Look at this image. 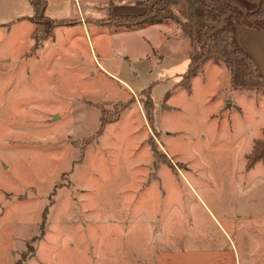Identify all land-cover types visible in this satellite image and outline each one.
I'll return each instance as SVG.
<instances>
[{
    "label": "rangeland",
    "instance_id": "obj_1",
    "mask_svg": "<svg viewBox=\"0 0 264 264\" xmlns=\"http://www.w3.org/2000/svg\"><path fill=\"white\" fill-rule=\"evenodd\" d=\"M108 2L46 0L35 37L30 0H0V264H264V90L213 59L175 85L194 29L110 35Z\"/></svg>",
    "mask_w": 264,
    "mask_h": 264
},
{
    "label": "trees",
    "instance_id": "obj_2",
    "mask_svg": "<svg viewBox=\"0 0 264 264\" xmlns=\"http://www.w3.org/2000/svg\"><path fill=\"white\" fill-rule=\"evenodd\" d=\"M33 7L31 19L35 21L32 31L37 37L39 31L48 26L53 30L54 21L45 20L46 0H30ZM184 2L186 18L181 22L184 32L194 29L195 39L201 44V50L192 52L185 70L175 85H182L190 91L191 80L203 68L208 60L222 61L230 71V82L234 88H261L264 90V77L259 72L253 57L248 53L236 38V32L241 26L250 28L264 25V0H137L144 6L140 13H116L110 9L106 19L100 23L115 28L133 29L147 24L177 20L172 6ZM60 21L74 23L76 20L61 19ZM193 31V32H194ZM37 39V38H35ZM146 99L143 108L148 119L152 120V92L150 86L142 90ZM169 96L167 91L165 98ZM103 125V123H102ZM264 133V129H263ZM154 154L155 145L152 146ZM258 159L264 160V136L253 145L252 155L248 162L251 164Z\"/></svg>",
    "mask_w": 264,
    "mask_h": 264
},
{
    "label": "crops",
    "instance_id": "obj_3",
    "mask_svg": "<svg viewBox=\"0 0 264 264\" xmlns=\"http://www.w3.org/2000/svg\"><path fill=\"white\" fill-rule=\"evenodd\" d=\"M110 5H111V10L112 11H114V12H116V13H122V12H119L117 9H116V6L113 4V2H112V0H109V2H108V12H109V9H110ZM129 6L131 5H135V6H139V9L138 10H134V13H140V12H142L143 11V8H144V6L143 5H141V4H138L137 3V0H132V1H130L129 2V4H128ZM173 10V9H172ZM174 12V11H173ZM175 14V13H174ZM107 15H108V13H107ZM177 16V15H176ZM80 18V17H79ZM87 20V19H86ZM85 19H84V22H83V19L82 18H80V20H78V24H81V26L84 28V30H85V33H86V35H87V37H90V34H89V32H88V24H90V23H92L91 21H88V22H85L86 21ZM180 21H182L181 20V18L179 19ZM170 22H173L180 30H181V25H180V22L179 21H177V20H168V21H165V22H158V23H152V24H147V25H145V26H142V27H138V28H133V29H127V28H115V27H112V26H108L107 24H104V23H99L100 25H102L103 26V28H105V30H107L106 32H108L107 34H110V35H112V34H116V33H121V32H132V31H140V32H142V31H151V30H156L157 28L159 29V25H169L170 24ZM76 23V24H77ZM184 33V32H183ZM168 36V35H167ZM102 57L103 58H107V54L106 53H103L102 54ZM188 63V62H187ZM186 66H187V64H186ZM186 66H185V68H186ZM100 67H102V65H101V63H100ZM103 69H105L104 67H102ZM185 70V69H184ZM184 70H182V71H180L179 72V75L184 71ZM180 79V78H179ZM124 83L125 84H127V86H129V88L131 89V90H133L134 91V89L126 82V81H124ZM149 86H151V85H149ZM146 88V87H145ZM145 88H139L138 90L139 91H141V90H144Z\"/></svg>",
    "mask_w": 264,
    "mask_h": 264
},
{
    "label": "water",
    "instance_id": "obj_4",
    "mask_svg": "<svg viewBox=\"0 0 264 264\" xmlns=\"http://www.w3.org/2000/svg\"><path fill=\"white\" fill-rule=\"evenodd\" d=\"M246 39L253 40V47L252 50L250 47L249 49H244L253 57L259 72L264 77V25L257 27L256 30L249 31L246 35Z\"/></svg>",
    "mask_w": 264,
    "mask_h": 264
}]
</instances>
